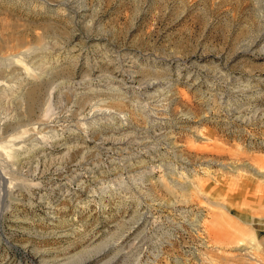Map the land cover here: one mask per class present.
I'll return each instance as SVG.
<instances>
[{
	"label": "rangeland",
	"instance_id": "374dc122",
	"mask_svg": "<svg viewBox=\"0 0 264 264\" xmlns=\"http://www.w3.org/2000/svg\"><path fill=\"white\" fill-rule=\"evenodd\" d=\"M253 161L264 0H0V264H264Z\"/></svg>",
	"mask_w": 264,
	"mask_h": 264
},
{
	"label": "bare ground",
	"instance_id": "6f19581e",
	"mask_svg": "<svg viewBox=\"0 0 264 264\" xmlns=\"http://www.w3.org/2000/svg\"><path fill=\"white\" fill-rule=\"evenodd\" d=\"M27 48V47H26ZM30 51V50H29ZM29 51H27V50H24L23 52H22V54H28L29 56L31 55L30 54V52ZM35 51H37V49H35V50H33V52H35ZM4 55V54H3ZM3 57V56H2ZM30 62V61H29ZM16 63H17V61H16ZM3 64V63H2ZM12 64V63H11ZM52 65H50V66H47V67H45L44 69H42L43 68V66L41 67V69L42 70H40V71H37L36 69L35 70H32V72H31V74H30V79H33V80H35V79H42V77H43V75H47L48 73H50V70L48 69V68H50ZM9 67V66H8ZM25 69V68H24ZM23 69V70H24ZM25 72H27L26 70H25ZM28 73V72H27ZM20 75V74H19ZM25 79V78H24ZM41 81H43V80H41ZM25 82V81H24ZM32 82V81H31ZM51 92L52 91H50V92H48V91H45L44 92V94H45V96L46 97H49L50 95H51ZM42 122V119H39V121H38V123L39 124H42L41 123ZM48 123V122H47ZM44 124V123H43ZM11 142V141H10ZM118 144V143H117ZM254 163V164H253ZM253 163L252 162H248V164L247 165H245L248 169H250V171H252L251 173L253 174V175H256V176H258L259 178H257V179H260V180H262V181H264V167L263 166H256L255 164H257L258 162L257 161H253ZM232 183V182H231ZM229 184V183H228ZM199 185V184H198ZM201 185H199V187H200ZM264 188V187H263ZM238 250H239V252L240 251H246V247H245V245L243 244V243H241V244H238V246L236 247ZM101 252H98V253H96L93 257H96V256H98L99 254H100ZM247 254V253H246ZM93 257H90V258H93ZM89 258V259H90ZM88 259V260H89Z\"/></svg>",
	"mask_w": 264,
	"mask_h": 264
}]
</instances>
